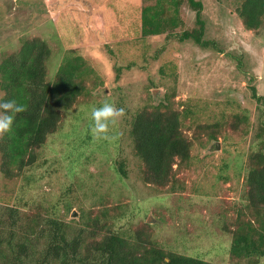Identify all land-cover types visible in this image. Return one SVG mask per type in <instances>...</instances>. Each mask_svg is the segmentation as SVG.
Here are the masks:
<instances>
[{"label": "rangeland", "instance_id": "obj_1", "mask_svg": "<svg viewBox=\"0 0 264 264\" xmlns=\"http://www.w3.org/2000/svg\"><path fill=\"white\" fill-rule=\"evenodd\" d=\"M155 1L0 0V63L25 40L41 39L51 50L47 81L67 50L100 77L97 85L87 81L90 94L63 114L32 166L11 179L0 173V222L9 224L8 211L16 208L24 221L40 216L42 237L50 220L65 225L69 236L77 229L88 235L94 222L97 239L104 228L126 235L142 230L166 252L250 264L232 260L229 246L238 226L257 227L245 206L244 176L248 156L261 147L264 24L257 32L244 29L235 12L240 0H196L202 4L199 25L186 0H176L180 26L143 38L141 11ZM172 1L164 2L168 15ZM200 26L212 43L207 48L176 37ZM165 94L173 108L193 111L182 127L191 158L176 170L173 185L155 187L141 179L129 121ZM106 100L124 115L109 126L107 139H97L91 109Z\"/></svg>", "mask_w": 264, "mask_h": 264}, {"label": "trees", "instance_id": "obj_2", "mask_svg": "<svg viewBox=\"0 0 264 264\" xmlns=\"http://www.w3.org/2000/svg\"><path fill=\"white\" fill-rule=\"evenodd\" d=\"M165 1L156 0L142 8L141 37L158 36L180 26L177 15L180 2H170L173 14L168 15ZM186 3L196 12V22L201 25L202 4L196 0ZM235 12L244 29L257 32L262 28L264 0H240ZM199 28L181 31L176 37L181 42L193 41L207 48L212 43L203 39L202 26ZM50 57L51 50L45 41L31 39L22 42L17 52L0 63L1 99H15L25 107L15 115L12 131L0 136V173L8 179L17 177L36 162V150L59 131L63 114L90 94L87 81H95V85L100 82L95 69L75 50L66 51L55 76L47 81L46 62ZM252 97L260 99L253 89ZM191 116L190 108H173L167 94L156 104H146L133 113L129 137L133 153L142 163L143 182L155 187L173 185L176 170L191 158L192 143L182 131L183 121ZM259 130L257 138L261 147L248 156L244 176L245 206L254 215L257 227L250 223L238 226L229 246L232 260H247L250 264H258L264 257V120ZM208 136L214 139L213 133ZM7 217L9 224L0 222V264H217L200 257L166 252L142 230L126 235L104 228L106 232L97 239L93 222L88 235L77 229L69 236L65 225L50 220V227L42 237L39 215L24 221L18 209L12 208ZM42 238L45 241L39 246Z\"/></svg>", "mask_w": 264, "mask_h": 264}, {"label": "clouds", "instance_id": "obj_3", "mask_svg": "<svg viewBox=\"0 0 264 264\" xmlns=\"http://www.w3.org/2000/svg\"><path fill=\"white\" fill-rule=\"evenodd\" d=\"M25 110L24 105L15 99H0V136L12 131V125L17 113ZM124 115V109L118 108L113 102L104 101L91 109V133L97 139H107L109 126L116 118Z\"/></svg>", "mask_w": 264, "mask_h": 264}, {"label": "water", "instance_id": "obj_4", "mask_svg": "<svg viewBox=\"0 0 264 264\" xmlns=\"http://www.w3.org/2000/svg\"><path fill=\"white\" fill-rule=\"evenodd\" d=\"M73 217L75 216V213H73V215H72Z\"/></svg>", "mask_w": 264, "mask_h": 264}]
</instances>
